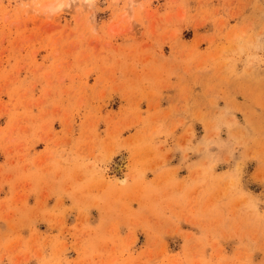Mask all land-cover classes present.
<instances>
[{
	"label": "rangeland",
	"instance_id": "rangeland-1",
	"mask_svg": "<svg viewBox=\"0 0 264 264\" xmlns=\"http://www.w3.org/2000/svg\"><path fill=\"white\" fill-rule=\"evenodd\" d=\"M0 264H264V0H0Z\"/></svg>",
	"mask_w": 264,
	"mask_h": 264
},
{
	"label": "bare ground",
	"instance_id": "bare-ground-1",
	"mask_svg": "<svg viewBox=\"0 0 264 264\" xmlns=\"http://www.w3.org/2000/svg\"><path fill=\"white\" fill-rule=\"evenodd\" d=\"M88 1H92V0H88Z\"/></svg>",
	"mask_w": 264,
	"mask_h": 264
}]
</instances>
